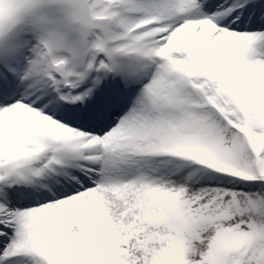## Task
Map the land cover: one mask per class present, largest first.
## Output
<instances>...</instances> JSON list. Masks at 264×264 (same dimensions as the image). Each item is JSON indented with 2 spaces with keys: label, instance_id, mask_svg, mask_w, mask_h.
<instances>
[{
  "label": "snow or ice",
  "instance_id": "snow-or-ice-1",
  "mask_svg": "<svg viewBox=\"0 0 264 264\" xmlns=\"http://www.w3.org/2000/svg\"><path fill=\"white\" fill-rule=\"evenodd\" d=\"M0 264H264V0H0Z\"/></svg>",
  "mask_w": 264,
  "mask_h": 264
}]
</instances>
